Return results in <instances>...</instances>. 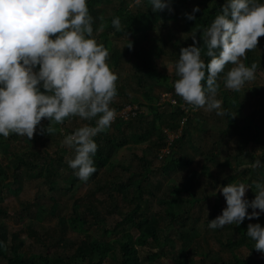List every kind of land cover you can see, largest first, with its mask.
Returning <instances> with one entry per match:
<instances>
[{
  "label": "rangeland",
  "instance_id": "1",
  "mask_svg": "<svg viewBox=\"0 0 264 264\" xmlns=\"http://www.w3.org/2000/svg\"><path fill=\"white\" fill-rule=\"evenodd\" d=\"M147 1L148 7L151 8L149 0ZM194 2L192 6L190 4L187 7L194 8L197 5L200 6L198 0ZM134 3H136V0L129 1V7L134 8ZM139 4H141V7L144 5L142 4V0H140ZM98 6L101 8V11L98 13L99 17L103 19V17L110 15L113 2H103V4L100 3ZM170 7L172 9L171 11L166 8L169 14L172 15L167 22L158 17V15L152 16V30L148 32V37L143 36L142 33L115 36L112 30H106L109 38L113 42H116V46L120 50L124 48V44L128 40L136 42V45L146 44L147 42L153 45L156 38L160 42L166 41L165 47L167 50H170L168 54L159 53L153 45L150 47L148 58L154 68L168 77L167 83H171L172 79L176 81L180 78L176 75L175 68L179 57H172L170 55V52L174 50L171 45L176 44L181 49L183 44H193L191 32H187L183 26L181 7ZM155 17L156 19H154ZM103 29L101 20L97 21L90 38H94ZM108 59L109 56L106 61L107 63ZM241 60L249 67L252 63H260V68H263V70L260 69L259 73L255 74V79L245 82L239 91L230 90L225 87V83H222L218 89L216 98L221 100L222 109L226 113L229 112L232 114V121L235 122L239 130H246L252 127L253 136L256 139L250 143L248 142L249 144L245 141L250 138H246L247 136L241 138L242 136L238 134L235 126H232L226 131L229 122L227 115L218 116L215 110L207 111L206 107L193 110L191 106L185 104L182 98L175 92V82L172 89H166L165 84H157L152 79H147L148 77H146L145 86L139 87L135 80L139 73L144 72V69L139 68V71H136L135 67L131 66L132 62H128L126 59H123L118 67L111 69L117 75L116 84H119L120 88L124 89V94L116 96L110 104V108L115 109V106L125 101L139 105L145 103L151 105L155 100L152 102L146 100L143 95V90L158 95V97L164 91H167L171 94L176 104L172 105V107L165 104V106L158 110L160 112H163V110L168 112V110H176L177 107H184V113L190 114L192 120L191 127L182 145L179 146L177 144L174 155V159L178 160L182 156L183 158H188L190 163L187 166L178 163L176 172L165 176V178H168V181L162 182L163 176L159 172L161 166L158 155L168 151V149H162L163 147H157L158 136L156 137V135L160 132H154L153 138H144V142L138 140L139 134L142 135V129L140 127L142 124L140 122L151 120L150 116L141 121L134 119L131 128L128 129L121 127L119 125L120 123H111L110 127L104 132L112 135L117 134L116 129L118 128L123 130L126 138L125 147L105 163L104 167L99 170V176L95 181L90 180L91 176L87 182L79 180L71 192H68L71 186L69 181L76 177V170L69 167L68 161L75 157V151L74 148H70L63 143L67 134L66 132L63 134L58 132L59 128L56 126L55 121L51 125L54 130L52 135L40 134L41 127L46 128L51 123L48 118H43L41 123L37 125L36 133L32 140L15 133H11L7 138L0 135V168L5 169L9 167L10 170L7 171L9 176L14 172L13 167L17 164L18 158L24 159L29 164L33 162V166H35H31L33 168L32 170L26 169L24 166H19L23 170V177L19 184L21 186V193L18 198L8 196L4 190L0 194V212H4V214H0V226H4L8 235L5 243L3 242L4 246L11 244L12 234H17L19 239L24 240V250L29 254L35 255L41 252L45 253L47 250H57L55 247L51 249L52 238L48 236L49 240L46 243L50 244L47 246L43 242L38 241L36 236L31 235V228H35L39 233L44 232L51 237H57L61 232V228H63L61 223H70L74 208L77 209L87 224L97 223V225L90 226L86 234L94 237L98 241L110 242L120 239L123 232L135 236V230L132 228L126 229L125 226L119 228L117 232L109 234L114 229V226L121 221L122 216L128 213L129 209L133 207L129 203V198L134 193L130 192V190L128 193L124 192L123 194H119L116 190L109 191V189L116 188L119 183H127L129 179L134 183V188L136 182L143 181L145 176H147L146 171H149L151 173L146 180L147 182L145 181L143 184L142 190L143 194L153 192L155 202L151 207V214H148V216L155 215L161 217L159 220L161 226L166 225V221L163 220L164 216L172 213L179 214L183 218L188 217V221H185L187 222V226L191 219L200 218L201 223L196 226L194 234L203 239L197 240V237L192 239L187 236L183 240L174 238L175 240L173 242L168 243L166 254H163L164 250L161 247L145 246L138 248L141 262L147 263L148 260H146V257H150L152 253H156L157 256H152L153 264H173L167 257L169 251L176 253L182 250L184 252L182 246L184 244L187 248L185 251L187 253L191 250V247L194 248V242H201L205 246L206 252H210L213 257L211 260H208L200 258L202 256H194L193 253H190L188 257L190 259L193 257L194 264H220L217 258L218 256H221L227 262L233 261L235 257L247 259L251 256V252H255L253 256L256 264H264L263 253L256 251L254 248L255 242L250 237L247 239V244L237 249L231 250L224 245L225 239H228L230 234L233 238L238 237L237 227L247 226L248 228L250 223L261 224L260 217L264 216V213L258 219L253 218L249 220L246 217L240 225L229 224L217 229H210L206 226L207 219L210 216L215 214L216 218L227 207L226 199L222 194V187L225 182L227 185L230 183H243L246 186H250L245 194V199L250 201L256 196L254 190L255 184L257 182L264 183V166L254 169L244 168L245 165L252 163L256 158L262 161L264 154L262 151V145L264 146V126L261 122L264 117V36L259 38L258 46L248 51L246 58L242 57ZM232 67L234 65L231 63L227 64L222 75H226ZM168 68L171 70V74ZM38 69L39 66L34 70L38 71ZM155 77L156 75H152L149 78ZM140 85L142 84L140 83ZM238 100L244 103V109L236 114L233 103ZM183 120L185 122V119ZM183 120L180 122L181 128L185 124ZM65 121V129L63 128L62 131L66 129L68 131H75L85 124L90 125L91 121L95 123V119L87 121L82 120L78 116L67 117ZM160 131L163 133L166 141H173L176 137L179 139L182 135L181 129L169 131L166 126L161 127ZM241 142H244L245 145ZM38 149L43 153V156L50 155L55 159L53 165H48V162L46 164V161L42 158L38 163L34 154ZM156 156L157 158L154 159ZM95 157L96 154L93 159ZM60 158L62 161L59 160ZM96 164L97 162L94 161V166ZM262 164H264V161H262ZM46 170H53L56 174V184L53 186L54 191L51 190L52 185L50 186L47 182ZM7 182H12V179L9 178ZM159 182L161 186L157 184ZM180 185L183 188L186 187L189 190V194L194 197V201L196 200L198 202L191 205L185 201L187 195L183 197L179 204L175 200H170V189L173 186L180 188ZM10 187L15 188L16 185H11ZM99 187H104L106 190L98 191ZM160 201H169V203L167 206L161 205L158 204ZM55 203L58 205L57 209L53 208L55 209L56 217L46 214L44 210L50 212ZM90 206L97 211L98 217L88 214L86 208ZM247 211L250 213L253 210L248 208ZM170 222L171 220L167 224ZM178 222H180V219ZM105 231H108V233H105ZM84 233L83 226L69 224L67 231V237L69 239L77 241L78 243L84 238ZM223 233L225 234L222 236ZM204 237L208 241H205ZM215 238H219L221 241L217 242ZM223 242L224 244L221 245L220 243ZM249 243L251 247L247 246ZM66 250L69 251L68 248ZM0 264H6V260L1 255ZM110 264L117 263L110 262Z\"/></svg>",
  "mask_w": 264,
  "mask_h": 264
},
{
  "label": "clouds",
  "instance_id": "2",
  "mask_svg": "<svg viewBox=\"0 0 264 264\" xmlns=\"http://www.w3.org/2000/svg\"><path fill=\"white\" fill-rule=\"evenodd\" d=\"M149 3L153 12L172 10L170 0ZM199 11L197 5L186 14L187 19H195ZM112 24L121 29L119 17ZM92 33L87 0H0V135L7 138L15 133L32 140L43 118L51 123L41 127V135H52L53 121L62 124L70 116L95 119V126L85 124L63 141L74 148L75 157L68 165L84 182L97 171L93 157L98 145L94 137L106 131L116 118L110 104L117 95L118 77L106 62L108 50L90 38ZM261 36L264 3L228 0L222 12L203 30L204 48L193 34V44L181 49L175 65L180 77L174 84L176 94L193 110L206 107L218 116L226 115L221 100L216 98L218 75L227 64L234 65L225 77V87L233 91L255 79L258 65L246 66L241 58L258 46ZM126 46L131 49L132 42ZM202 51L211 58L207 63L206 86ZM37 66L39 70L35 71ZM261 166V159L256 158L244 168ZM249 187L243 183L222 187L227 207L209 221L210 229L240 225L246 217L258 219L264 213V183L255 184L256 196L251 201L245 199ZM248 208L253 211L249 213ZM247 236L255 242L254 248L264 253V227L250 223Z\"/></svg>",
  "mask_w": 264,
  "mask_h": 264
},
{
  "label": "trees",
  "instance_id": "3",
  "mask_svg": "<svg viewBox=\"0 0 264 264\" xmlns=\"http://www.w3.org/2000/svg\"><path fill=\"white\" fill-rule=\"evenodd\" d=\"M129 1L135 0H87L89 15L92 18V27L95 29L97 21L101 20L104 28L96 34L94 39L97 41L98 44H102L108 50V65L111 69H115L116 67H118L123 59H126L128 62H132L131 66L135 67L136 71H139V68L144 69V72L139 73L135 80L139 87L145 86V79L146 77H148L147 79H152L157 84H165L166 89H172L175 79H172L171 83H167L168 77H166L164 73H161L159 70L154 68L150 64L148 58L150 47L153 45L159 53L168 54L170 50H167L165 47L166 41L160 42L156 38L155 43L153 45L149 42H147L146 44L136 45V42H132L131 40H129L132 42V48L130 49L126 46L129 42L128 41L126 42V44H124V48L120 50V48L116 46V42H113L106 33V30L110 29L113 31V34L115 36H125L127 34L129 35L134 33H142L143 36L148 37V32L152 30V16L158 15V17L164 19L166 22L172 16L166 9H164L163 11L153 12L152 8L148 7L147 0H142V4H144L142 7L141 4L134 3V8L129 7ZM194 1L195 0H170V6L175 8H177V6L181 7L180 9L181 16L183 19V26L185 27L184 29L187 32H191L192 36L193 34H196L197 38L200 40V46L204 48L202 39L203 30L208 28L214 21L215 17L222 12L223 7L228 2V0H198L200 5V11L195 13V19L189 20L187 19L186 14L192 13L193 8L187 6H189L190 4L192 6ZM103 2H113V6L110 10V15L108 17H103L102 19L101 17H99L98 14L101 11V8L98 5L100 3L103 4ZM255 2L264 3V0H255ZM116 17H119L121 21L120 30H117L112 24L113 19ZM154 19H156V17ZM188 46L190 45L183 44L182 48ZM171 47L172 49L174 48V50L170 52V55L172 57H180V55L178 54L180 53L182 48L180 49L179 47H177L176 44H172ZM218 51L219 50H217V52ZM201 58L205 62V81L203 83L206 86V78L208 74L207 63L211 58L207 57L203 51ZM257 65L258 68L256 72H259L261 69L260 63H257ZM261 70H263V68ZM222 73H220L217 78V83L219 84V87L222 83H225L226 75H222ZM152 75H156V77L149 78ZM140 83L142 85H140ZM116 89V96L124 94V89H121L119 84H116ZM40 90L43 91L42 86H40ZM143 92L144 98L151 102L155 100L154 103L151 105L147 103L139 105L134 104L133 102L125 101L124 103L115 106L116 114L119 113L121 109H123L128 104L136 106L138 108V111L135 112V115H133V117H130L129 115L127 120L116 116L115 120L112 123H120L119 125H121V127L128 129L131 128V124L134 119H138L139 121H141L148 116L151 117V120L149 121L140 122L142 124V126H140L142 129V135L139 134L138 140L140 142H144V138H153L154 132H160L158 135H156V137L158 136L157 147H163L162 149L165 148V150L168 149V151H166L164 154L161 153L160 155H158V160L160 161L161 166L159 168V172H161L163 176L162 182L168 181V178H165V176L170 175V173L176 172V170L178 169V163H182L184 164V166H187L190 163L188 158H183L182 156H180V158L176 160L174 159V155L176 153L177 144L181 146L182 142L185 140V137L188 134V130L191 127L192 120L190 114L188 115L187 113H184L181 107H177L176 110H168V112L165 110H163V112H160L158 109L165 106V104H159L160 95L158 97V95H154L146 90H143ZM233 104L236 114H238L240 110L244 109V103L242 101L238 100ZM167 106L172 107V105L168 103ZM226 115L229 121L226 131L229 130L232 126H235L237 128L238 134L242 136L241 138H243L244 136H247L246 138H250L249 140L246 139L245 142L250 143L251 141H254L256 139V137L253 136L252 127H249L246 130H239L235 122L232 121V114L227 112ZM183 119H185V122ZM182 120L185 124L183 123L184 126L181 128L180 122H182ZM261 122L264 126V117L263 121ZM65 123V120L62 124H57L55 122L56 126L59 128L58 132L62 134L66 132L67 135L72 134L74 131H68L67 129L65 131H62ZM90 126H95V123L91 121ZM163 126H166L167 130L169 131H177L178 129H181V137L179 139H177L176 137L173 141H166L165 137H163V133H161L160 131L161 127ZM116 131L117 134L112 135L108 132L103 131L99 133L96 137H94V140L98 145L96 157L94 158V161L97 162L95 166L97 171L91 175V181H95L99 176V170L104 167L105 163L112 159L114 156H116V154L125 147L126 138L123 130H120V128H118L116 129ZM241 143L245 145L244 142ZM262 151L264 153L263 145ZM34 154L35 159L38 161V163L39 161H41L42 158L46 161V164L48 162V165H53L55 159L50 155L43 156V153L40 151V149L35 151ZM156 158L157 156L154 159ZM59 160L62 161L61 158ZM262 161H264V154L262 156ZM19 166H24L26 169L30 170L33 169L32 167H35L33 166V162L29 164L24 159L18 158L17 164H15V166L13 167L14 172H12L10 176L7 174V171L10 170L9 167L5 169L0 168V194H2V190H4L10 197H19L21 193V186L19 184L23 177V170H21ZM46 172L47 182L50 186L52 185L51 190L54 191L53 186L54 184H56V174L53 170H46ZM150 173L151 172L146 171L147 176H145L143 181H137L134 188V183L131 182V179H129L127 183H119L116 188L109 189V191L116 190L119 194H123L124 192L128 193L130 190V192H134L133 195L129 198V203L133 207L129 209L128 213L122 216L121 221L114 226V229L109 232V234H113L117 232L119 228L125 226L126 229H134L136 233L135 236L123 232L120 239L113 240L110 242L98 241L94 237L86 234L87 229L90 226L97 225V223L93 222L92 224H87L86 221H84V219L80 215V213H78L77 209L74 208L73 217L71 218L70 223L79 224L80 226H83V232H85L83 234L84 238L78 243L77 241H73L67 237L68 226L70 223H61V226L63 228H61V232L60 234H58L57 237H51L50 235H46V233L44 232L39 233L35 228H31V235L36 236L38 238V241H40L41 243L43 242L45 245L49 246L50 243L47 244L46 242L49 240L50 237L53 239L51 243V249L52 247L57 248V250L55 251L47 250L45 253L41 252L32 255L24 250V240L19 239L17 234H12L11 244L4 246L8 235L4 226H0V255L3 259L6 260V264H106L107 262L108 264H110V262L117 264H153V257L157 256V254L152 253L150 257H146V260H148V262L143 263L141 262L138 253V248H143L145 246L161 247L164 250L163 254H166V248L168 246V243L173 242V240H175L174 238L183 240L184 237L187 236L188 238L192 239L197 237V240L203 239L194 234L196 226L201 223L200 218L191 219L189 221V225L187 226V222L185 221H188V217L183 218V216L179 214L176 215L172 213L167 216H164L163 220L166 221V225L161 226V223L159 222L161 217L155 215L148 216V214H151L150 210L155 202V198L153 192H147L146 194H143L142 186L148 179ZM9 178L12 179V182H7ZM79 180L80 179L76 176L75 178H72L71 181H69L71 186L68 189V192H71V190L76 185V183L79 182ZM157 184L161 186L160 182ZM11 185H16V187L11 188ZM224 186H227L226 182L224 183ZM103 188L104 187H99L98 191L106 190L105 188ZM184 196H186L185 201L189 202L191 205L195 202H198L196 200L194 201V197L189 194V190L186 189V187L183 188L180 185V188H175L173 186L170 189V200H175L179 204L181 203ZM187 197H189V199H187ZM110 199H112V197H110ZM168 203L169 201H160V203L158 204L167 206ZM53 208L57 209L58 205L55 203L54 207H52L50 212L44 209L43 210L46 214L56 217V212ZM86 210L88 214L94 215V217L99 216L97 211H95L92 206L86 208ZM0 214H4V212H0ZM179 219L180 222H178ZM212 219H215V214L207 219L208 222H206V226H208L209 221H211ZM260 219V225L264 227V216H261ZM170 220L171 222L167 224ZM206 226L205 228H207ZM247 230V226L237 227L238 237L233 238V236H231L230 234L228 239H225V244L224 242L220 244H224L226 248L231 250L237 249L240 246L247 244ZM190 232L192 233V235H190ZM105 233H108V231H105ZM224 234L225 233H223L222 236ZM204 238L205 241H208L206 237ZM215 239L217 242L221 241V239L219 238ZM182 246L184 252L182 250H179L176 253H172V251L168 252L167 257L173 262V264H194L193 257H191V259L188 257L190 253H193L194 256H202L200 258H205L208 260H211L213 257L210 252H206L205 246L201 242H194V248L191 247V250H189L187 253L185 252L187 249L186 246L184 244ZM247 246L251 247L250 243ZM67 248L69 249V251L66 250ZM254 253L255 252H251V256H249L247 259L233 257L234 260L229 262L225 261L221 256H218L217 258L220 264H256L255 258L253 256Z\"/></svg>",
  "mask_w": 264,
  "mask_h": 264
},
{
  "label": "built area",
  "instance_id": "4",
  "mask_svg": "<svg viewBox=\"0 0 264 264\" xmlns=\"http://www.w3.org/2000/svg\"><path fill=\"white\" fill-rule=\"evenodd\" d=\"M171 104V105H175L176 102L172 99L171 94L167 91H164L161 95H160V99H159V104ZM182 110H184V107H181ZM138 111V108L136 106H132L131 104L126 105L123 109H121V111L119 113L116 114V116L121 117L124 120H127V118L129 117H133V115H135V112ZM171 145V144H169ZM168 145V146H169ZM165 152H162V154H164Z\"/></svg>",
  "mask_w": 264,
  "mask_h": 264
},
{
  "label": "crops",
  "instance_id": "5",
  "mask_svg": "<svg viewBox=\"0 0 264 264\" xmlns=\"http://www.w3.org/2000/svg\"><path fill=\"white\" fill-rule=\"evenodd\" d=\"M257 73H259V72H256L255 74H257Z\"/></svg>",
  "mask_w": 264,
  "mask_h": 264
}]
</instances>
